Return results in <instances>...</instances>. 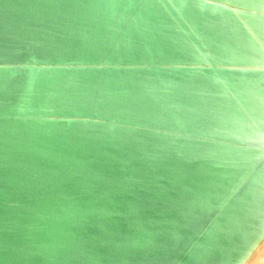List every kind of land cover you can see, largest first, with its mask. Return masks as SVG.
<instances>
[{
	"label": "water",
	"instance_id": "obj_1",
	"mask_svg": "<svg viewBox=\"0 0 264 264\" xmlns=\"http://www.w3.org/2000/svg\"><path fill=\"white\" fill-rule=\"evenodd\" d=\"M263 242L264 0H0V264Z\"/></svg>",
	"mask_w": 264,
	"mask_h": 264
},
{
	"label": "bare ground",
	"instance_id": "obj_2",
	"mask_svg": "<svg viewBox=\"0 0 264 264\" xmlns=\"http://www.w3.org/2000/svg\"><path fill=\"white\" fill-rule=\"evenodd\" d=\"M247 264H264V242L260 245Z\"/></svg>",
	"mask_w": 264,
	"mask_h": 264
}]
</instances>
